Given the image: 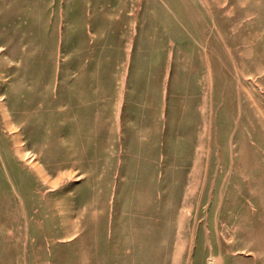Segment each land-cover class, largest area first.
<instances>
[{
  "label": "rangeland",
  "instance_id": "obj_1",
  "mask_svg": "<svg viewBox=\"0 0 264 264\" xmlns=\"http://www.w3.org/2000/svg\"><path fill=\"white\" fill-rule=\"evenodd\" d=\"M0 264H264V0H0Z\"/></svg>",
  "mask_w": 264,
  "mask_h": 264
}]
</instances>
